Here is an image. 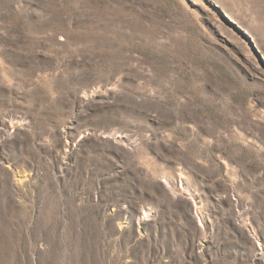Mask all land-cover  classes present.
Wrapping results in <instances>:
<instances>
[{
    "label": "rangeland",
    "instance_id": "374dc122",
    "mask_svg": "<svg viewBox=\"0 0 264 264\" xmlns=\"http://www.w3.org/2000/svg\"><path fill=\"white\" fill-rule=\"evenodd\" d=\"M0 264H264V0H0Z\"/></svg>",
    "mask_w": 264,
    "mask_h": 264
}]
</instances>
